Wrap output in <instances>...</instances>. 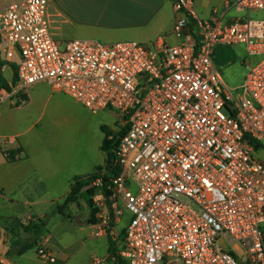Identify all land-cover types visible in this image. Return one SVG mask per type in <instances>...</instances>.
Segmentation results:
<instances>
[{"label": "built area", "instance_id": "built-area-1", "mask_svg": "<svg viewBox=\"0 0 264 264\" xmlns=\"http://www.w3.org/2000/svg\"><path fill=\"white\" fill-rule=\"evenodd\" d=\"M234 5L264 11V0ZM48 8L49 0H0V58L19 60L16 81L0 87V112L25 106L30 90L48 83L93 114L118 113L126 129L114 151L119 174L92 183L95 235L116 241L126 211L118 252L126 264H240L221 237L246 251L244 264H264V161L254 146L264 142V19L204 20L194 0H174L175 44L74 39L63 49ZM221 45L260 57L237 101L213 60ZM48 241L38 257L55 263Z\"/></svg>", "mask_w": 264, "mask_h": 264}, {"label": "crops", "instance_id": "crops-1", "mask_svg": "<svg viewBox=\"0 0 264 264\" xmlns=\"http://www.w3.org/2000/svg\"><path fill=\"white\" fill-rule=\"evenodd\" d=\"M117 1L121 2V5L113 8L111 5L113 0H109L106 8L96 10L92 17L77 21L60 8L55 0H49L48 17L54 38L65 36L72 40H102L107 43L136 41L145 43L143 45L148 48H151L148 44L154 47V44L161 39L166 44L176 43L172 35L176 18L174 0ZM234 1L194 0V4L198 15L204 20H212L216 16L230 24L250 18V13L255 10L238 8L234 5ZM215 11L217 14L214 13ZM112 19H115L114 22H111ZM259 59L260 57L251 55L245 45L216 47L214 63L236 101L240 97L247 73ZM238 62L244 66V71L238 69ZM225 67L231 69L229 74L224 72ZM8 68L11 70L10 79H12L13 65L3 66V74ZM14 109L24 110L34 118L20 137L14 136L16 139L14 144L0 147V200L10 204L9 207L5 204L4 208L0 207V264H35L37 259L50 263L38 257V246L41 241L48 238L47 248L54 255L52 236L40 238L44 227L42 232L36 235L26 232L23 225H28L27 219L41 218L45 221L44 218L55 209L66 218L65 210L74 204L65 208L63 214L60 212V205L70 194L73 181L88 177L99 167L105 166L107 154L102 149L106 138L104 129L118 133L122 129V124L121 121L109 123L106 120L110 114L117 117V112L104 110L93 114L71 96L54 92L48 83L35 85L29 92L28 103ZM3 110L0 112V119ZM28 133L30 135L26 138ZM259 145L260 148L256 150L255 155L264 161V156L259 155L260 152H264V142ZM6 151L14 159H8L5 156ZM92 183L83 188V193L88 190L93 191L91 195L93 206H90L84 198H81L77 204L84 201L89 205V218L86 222L95 230V224L91 221V212L92 209L96 211L95 223H97L101 206L100 191ZM13 206L15 212L9 214L13 216H6L9 208ZM125 213L126 211L115 223L116 241L108 234L102 235L109 243L107 260L115 264H126L118 256V252L123 247L126 230L120 229L119 225ZM34 241L33 248L20 253L24 245ZM112 244L113 248L117 249V255L110 258ZM35 245L36 255H32L31 250ZM56 263L57 259L51 264Z\"/></svg>", "mask_w": 264, "mask_h": 264}, {"label": "rangeland", "instance_id": "rangeland-1", "mask_svg": "<svg viewBox=\"0 0 264 264\" xmlns=\"http://www.w3.org/2000/svg\"><path fill=\"white\" fill-rule=\"evenodd\" d=\"M60 8L69 14L75 20H83L88 17H92L94 12L98 9L106 8L109 0H55ZM113 8L121 5V2L113 0L111 4ZM251 19H264V11H252L250 13ZM114 22L115 19H112ZM108 22V21H106ZM68 28V27H67ZM66 28V29H67ZM67 36V35H66ZM68 38V39H67ZM57 40L61 42L62 48L66 47L70 37H57ZM102 41V40H99ZM105 42V41H102ZM107 43V42H105ZM145 44V43H143ZM152 48L151 44H148ZM241 58V57H240ZM18 58L15 59L13 66L18 63ZM239 63V62H238ZM238 69L244 71V66L238 64ZM230 68L225 67L224 72L229 74ZM4 75L10 79L11 70L8 68L4 71ZM118 115V113H116ZM34 117H30L28 112L18 109H5L3 110V116L0 119V137L3 140L14 136L20 137V134L27 130L29 122ZM37 118V117H36ZM107 122L114 123L116 120L120 122L119 115L115 117L113 114L107 117ZM30 133L25 136L26 138ZM1 141V142H2ZM260 156H264V152L259 153ZM4 204L8 207L9 203H4L0 200V207L4 208ZM81 204V206H80ZM80 204H74L65 210L67 216L64 218L59 214L58 209L51 212L48 217H45L46 226L43 228V233L40 238L52 236V246L54 248V255L57 259L56 264H115L107 260L109 243L107 238L103 236H96L94 227L88 224L86 221L89 218V205L86 202H80ZM15 209L9 208L6 216H13ZM68 217H71L70 219ZM130 213L126 212L122 222L119 225L120 229H126L128 221L130 219ZM41 219V218H39ZM39 223L38 219H27L26 223ZM94 230V231H93ZM219 245L226 251L235 254L240 264H244L246 260V251L242 248H236L234 243L228 237H221L218 241ZM32 255H36V245L31 250ZM100 262V263H97ZM35 264H51L44 263L38 259Z\"/></svg>", "mask_w": 264, "mask_h": 264}, {"label": "trees", "instance_id": "trees-1", "mask_svg": "<svg viewBox=\"0 0 264 264\" xmlns=\"http://www.w3.org/2000/svg\"><path fill=\"white\" fill-rule=\"evenodd\" d=\"M6 63H4L0 58V87L7 86V80L3 74V66H5ZM13 81L15 82L17 79L16 76V66H13ZM126 129H122L118 133H114L113 131L109 129H104V132L106 134V138L104 141V144L102 146L103 151L107 154V160L106 164L103 167H99L97 171L89 175L88 177L76 179L72 183V190L68 197L66 198L65 202L60 205V212L63 214V210L67 208L71 204L79 203V200L81 198H84L90 206H93V201L91 199V195L93 194L92 190H88L86 193H83V188L90 185L95 179L102 177L104 183H108L112 176H117L119 174L118 167L115 166V149L118 147L120 143V139L125 133ZM255 149L258 150L260 148L259 143L254 144ZM8 159H14V157L9 154V156H6ZM104 171H107V173H104ZM95 214L96 211L92 209L91 212V221L96 224L95 222ZM39 223H30L28 225H23V229L26 232L34 233L36 235H39L42 232V228L46 226V223L44 220L38 219ZM264 229V228H263ZM35 244V241L33 243H27L24 245L23 249L20 251V253H24L28 251L29 249L33 248ZM117 255V249L113 248V244L110 246V258H113ZM120 261V258H118ZM121 262V261H120Z\"/></svg>", "mask_w": 264, "mask_h": 264}]
</instances>
